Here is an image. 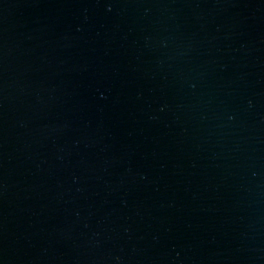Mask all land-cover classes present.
Segmentation results:
<instances>
[{
	"label": "water",
	"instance_id": "1",
	"mask_svg": "<svg viewBox=\"0 0 264 264\" xmlns=\"http://www.w3.org/2000/svg\"><path fill=\"white\" fill-rule=\"evenodd\" d=\"M0 264H264V0H0Z\"/></svg>",
	"mask_w": 264,
	"mask_h": 264
}]
</instances>
